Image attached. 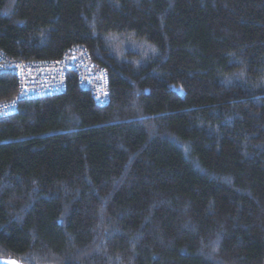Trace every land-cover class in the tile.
Masks as SVG:
<instances>
[{"label":"trees","instance_id":"1","mask_svg":"<svg viewBox=\"0 0 264 264\" xmlns=\"http://www.w3.org/2000/svg\"><path fill=\"white\" fill-rule=\"evenodd\" d=\"M72 45L108 101L70 71L0 117V259L264 264V0H0L8 56ZM16 88L1 72L0 101Z\"/></svg>","mask_w":264,"mask_h":264},{"label":"built area","instance_id":"2","mask_svg":"<svg viewBox=\"0 0 264 264\" xmlns=\"http://www.w3.org/2000/svg\"><path fill=\"white\" fill-rule=\"evenodd\" d=\"M70 71L75 73L79 88L88 90L97 104L103 105L108 101L107 72L91 60L82 45H72L60 59L48 61L16 60L0 50V73L9 72L17 81L15 96L8 101H0V117L16 112L19 100L62 92L66 74Z\"/></svg>","mask_w":264,"mask_h":264},{"label":"rangeland","instance_id":"3","mask_svg":"<svg viewBox=\"0 0 264 264\" xmlns=\"http://www.w3.org/2000/svg\"><path fill=\"white\" fill-rule=\"evenodd\" d=\"M106 42L108 45V48L110 51L116 55L120 56L119 51L123 50V52H136L140 53L145 52L144 48L146 47L144 45V42H140V40H135L133 38H119V37H107ZM11 260L9 259H0V264H6V262H9ZM15 263L18 261H14Z\"/></svg>","mask_w":264,"mask_h":264},{"label":"snow or ice","instance_id":"4","mask_svg":"<svg viewBox=\"0 0 264 264\" xmlns=\"http://www.w3.org/2000/svg\"><path fill=\"white\" fill-rule=\"evenodd\" d=\"M6 264H15L14 261H9V262H6Z\"/></svg>","mask_w":264,"mask_h":264}]
</instances>
